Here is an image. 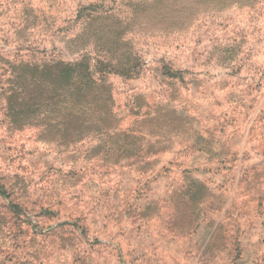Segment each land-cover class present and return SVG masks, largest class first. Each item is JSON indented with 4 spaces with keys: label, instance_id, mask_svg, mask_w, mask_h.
Here are the masks:
<instances>
[{
    "label": "rangeland",
    "instance_id": "374dc122",
    "mask_svg": "<svg viewBox=\"0 0 264 264\" xmlns=\"http://www.w3.org/2000/svg\"><path fill=\"white\" fill-rule=\"evenodd\" d=\"M80 1L0 0V264H264V0L145 13L88 88Z\"/></svg>",
    "mask_w": 264,
    "mask_h": 264
},
{
    "label": "trees",
    "instance_id": "16d2710c",
    "mask_svg": "<svg viewBox=\"0 0 264 264\" xmlns=\"http://www.w3.org/2000/svg\"><path fill=\"white\" fill-rule=\"evenodd\" d=\"M96 2H90L88 0H82L77 5L78 16L81 15V34L94 35L95 39L90 40L91 45L103 48L102 51L105 54L103 60H93L85 63L84 60L76 62H64L58 61L55 68H57V83H69L74 81L77 85L85 88L91 87L95 84L96 72L99 70H110L124 76H131L137 68V58L135 55L132 40L128 36L127 26L130 25V21H137L141 18H145V13H156L157 15L164 16L166 9L171 5V0H130L126 4L114 5L110 8L99 7V3L104 0H97ZM124 5V6H122ZM127 6L130 11H124L122 8ZM112 36V41L107 37ZM102 40H104L102 42ZM107 42H111L113 47H105ZM121 46L126 47L124 55L126 57L119 58L115 56V52L119 50ZM114 61H113V60ZM107 60V61H106ZM95 61V62H94ZM110 68V69H109ZM169 74L171 73L170 68ZM109 112V110H108Z\"/></svg>",
    "mask_w": 264,
    "mask_h": 264
}]
</instances>
